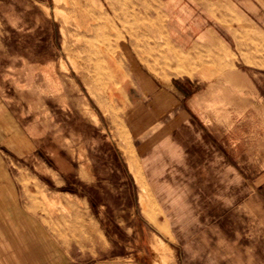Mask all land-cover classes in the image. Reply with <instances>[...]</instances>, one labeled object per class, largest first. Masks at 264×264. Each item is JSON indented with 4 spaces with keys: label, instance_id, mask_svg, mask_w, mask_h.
<instances>
[{
    "label": "rangeland",
    "instance_id": "obj_1",
    "mask_svg": "<svg viewBox=\"0 0 264 264\" xmlns=\"http://www.w3.org/2000/svg\"><path fill=\"white\" fill-rule=\"evenodd\" d=\"M0 95L37 264H264V0H0Z\"/></svg>",
    "mask_w": 264,
    "mask_h": 264
},
{
    "label": "crops",
    "instance_id": "obj_2",
    "mask_svg": "<svg viewBox=\"0 0 264 264\" xmlns=\"http://www.w3.org/2000/svg\"><path fill=\"white\" fill-rule=\"evenodd\" d=\"M182 110L185 111V109H183V108H182ZM200 128L207 135V137L204 136L205 137L204 138L205 139L204 144L209 145L213 148V145L215 143H213V141H211V139H210L211 138L210 135L212 132L209 130V127L207 126V124L202 122V126ZM203 131H202V133H203ZM208 135L210 138L208 137ZM31 145H32V142L30 144L29 139L27 138V135L22 131L20 123L18 122L17 118L15 117L13 111L4 102V100L2 99V97L0 95V148H2L3 150H5L8 153L17 155L21 152H26V149L31 148L30 147ZM133 155H134L135 161H133V159L128 160L129 168H130L131 163L135 162L137 164V158H136L134 153H133ZM221 155L224 156L222 153H221ZM205 159L208 160V157L206 156ZM210 160H212V159H210ZM131 171L134 175L133 170H131ZM136 172L139 176V172L137 170H136ZM133 177H135V175ZM135 180H136L135 182L138 183L137 185H140V184L143 185L140 178H139V182L137 181L136 178H135ZM172 194L174 195L175 193L168 191L169 199H170V196ZM158 197H159V194H158ZM3 205H4V207H7V208H17L14 205L13 206L12 205H6V204H3ZM16 205L18 206L19 204L17 203ZM16 212L17 211L9 212V213H7V216H6V219H7L6 223L9 226L10 232H6L3 237L2 236L0 237V252L3 253L2 255L5 258L4 260H0V264H12V263L13 264H25L24 263L25 261L28 262V263L26 262L27 264H37L38 261H36L35 257L37 256L36 254L39 252V248H42V249H40L41 250L40 253L43 252L42 254H44L45 257H47V254L51 253L50 247H48L49 245L48 244L46 245L45 243L40 245V247L39 246L37 247V245H39L40 242L33 239V237H34L33 235L35 233L34 232L35 231L34 224L32 222H30L27 218H25V216H21L19 213L17 215ZM12 213H14L13 214L14 216L12 215ZM10 219H14V220H10ZM12 221H14V222H12ZM13 230H15V231H13ZM29 230L33 231L34 233L33 232L30 233ZM26 236H28V237H26ZM45 239H46V236L44 237V240ZM17 241H26V242H24V244L27 243L26 247H24L23 243L21 245L17 244ZM46 252H47V254H46ZM25 257H27L26 260H24ZM49 262L50 261L45 259L46 264H49Z\"/></svg>",
    "mask_w": 264,
    "mask_h": 264
},
{
    "label": "bare ground",
    "instance_id": "obj_3",
    "mask_svg": "<svg viewBox=\"0 0 264 264\" xmlns=\"http://www.w3.org/2000/svg\"><path fill=\"white\" fill-rule=\"evenodd\" d=\"M54 1H58V0H54ZM61 1V0H60ZM57 5V4H56ZM55 5V6H56ZM54 6V7H55ZM56 9H58V8H56ZM94 115V116H93ZM93 115H91V116H93V118L96 116L95 115V113H93ZM130 168H131V170H133V172H134V174H135V176H136V179H137V181L139 182V176H138V174H137V172H136V169H135V164L134 163H131L130 164ZM139 190H140V192H141V197L139 198V201L141 200V202H142V206H144L145 205V203L143 202V198L142 197H144V195L143 194H145L144 192H145V188H144V186L142 185V184H140L139 185ZM145 198V197H144ZM150 245V244H149ZM151 246V245H150ZM152 247V246H151ZM162 245L161 244H155L154 245V251H157L158 253H159V251L161 250L162 251ZM165 252V251H164ZM167 254V253H166ZM162 256V255H161ZM158 257H160V256H158ZM161 259V258H160ZM165 259H167V258H165ZM163 261V260H162Z\"/></svg>",
    "mask_w": 264,
    "mask_h": 264
}]
</instances>
